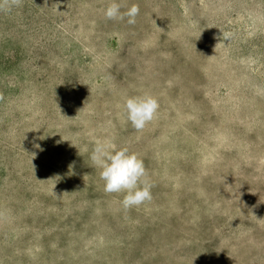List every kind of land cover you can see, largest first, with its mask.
Instances as JSON below:
<instances>
[{"label":"rangeland","instance_id":"rangeland-1","mask_svg":"<svg viewBox=\"0 0 264 264\" xmlns=\"http://www.w3.org/2000/svg\"><path fill=\"white\" fill-rule=\"evenodd\" d=\"M111 2L0 0V264H264V0ZM96 142L151 200L104 191Z\"/></svg>","mask_w":264,"mask_h":264},{"label":"clouds","instance_id":"clouds-1","mask_svg":"<svg viewBox=\"0 0 264 264\" xmlns=\"http://www.w3.org/2000/svg\"><path fill=\"white\" fill-rule=\"evenodd\" d=\"M103 14L109 20L127 18V23L131 25L136 22L139 7L132 4L121 12L120 5L112 0L103 9ZM158 107L157 100L148 94L126 97L123 104L127 120L136 130L143 129L153 119ZM89 159L100 170L99 176L106 193H124L120 203L125 210L151 200L152 184L147 179L143 161L135 153H129L126 148L117 150L111 142H96ZM69 167L71 169L72 165Z\"/></svg>","mask_w":264,"mask_h":264}]
</instances>
